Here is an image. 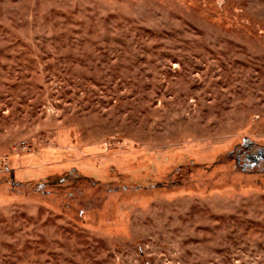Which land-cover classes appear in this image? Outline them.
I'll use <instances>...</instances> for the list:
<instances>
[{
	"label": "rangeland",
	"instance_id": "obj_1",
	"mask_svg": "<svg viewBox=\"0 0 264 264\" xmlns=\"http://www.w3.org/2000/svg\"><path fill=\"white\" fill-rule=\"evenodd\" d=\"M0 264H264V0H0Z\"/></svg>",
	"mask_w": 264,
	"mask_h": 264
}]
</instances>
